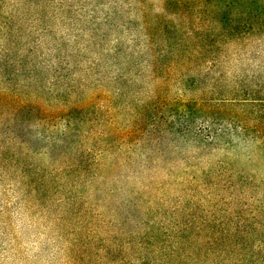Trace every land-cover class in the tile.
Listing matches in <instances>:
<instances>
[{
    "label": "rangeland",
    "instance_id": "1",
    "mask_svg": "<svg viewBox=\"0 0 264 264\" xmlns=\"http://www.w3.org/2000/svg\"><path fill=\"white\" fill-rule=\"evenodd\" d=\"M83 1V14L94 3L102 31H109L104 50L119 37L129 44L137 36L126 26L135 19L126 3L132 0ZM13 5L0 9L1 21ZM22 13L19 23L33 34L34 13ZM109 14L117 23L110 28L103 21ZM84 25L79 37L87 47L90 26ZM12 72L0 77L1 98ZM204 72L196 64L78 71L86 84L77 81V98L45 99L54 110L71 107L53 120L29 106L14 113L0 102V264H137L140 256L177 252L182 241L200 245L210 261L228 255L264 264V132L252 124L264 116V104L245 107L246 129L232 117L210 123L218 110L213 103L193 107L209 117L212 138L181 136L172 105L200 97L207 85L212 90ZM254 72L248 65L249 80ZM221 73L224 79L238 74L232 67ZM100 86L102 97L73 103Z\"/></svg>",
    "mask_w": 264,
    "mask_h": 264
},
{
    "label": "trees",
    "instance_id": "2",
    "mask_svg": "<svg viewBox=\"0 0 264 264\" xmlns=\"http://www.w3.org/2000/svg\"><path fill=\"white\" fill-rule=\"evenodd\" d=\"M10 3L14 5L9 12H3L5 21L0 17V34L4 42L0 53V77L11 69L13 72L7 95L0 97V102L14 113L29 106L49 120L57 115H67L71 109L69 104L54 110L50 105H44L45 99L55 94L56 97L67 94L69 100L66 101L71 102L77 98L82 85L77 84L83 79L77 75L78 71L94 72L105 65L127 68L147 65L156 70L202 65L205 69L203 78L206 83L213 84L212 90L207 85L200 97L186 101L179 99L172 105L175 123L180 127L175 125L176 130L185 137L212 138L213 131L207 126L209 117L196 113L197 107L213 103L218 110L210 123L232 117L246 129L251 121L245 115V107L264 104V0H161L158 6H155V0L127 1L135 19L126 26L137 36L131 35L129 44L122 37L117 38V46L108 51L104 50L103 42L110 34L108 30L102 31L94 3L85 15L83 0H18ZM10 3L0 0V9L9 7ZM22 9L34 13L33 34L28 26L19 23L26 16ZM103 21L108 28L117 24L110 14ZM84 23L90 26V45L87 47L79 37L86 28ZM33 35H37L35 40ZM87 55L91 59L85 63ZM248 65L255 69L251 80L246 75ZM225 67L235 68L238 74L233 79H224L221 70ZM119 76L120 80L127 78L122 73ZM159 76L155 71L154 79ZM105 80L101 78V86H105ZM81 83L86 84V80ZM101 86L91 87L86 102L79 98L73 103L79 106L93 102L99 95L102 97ZM249 90L254 95H246ZM24 94L28 98H24ZM226 110L234 113L225 115ZM263 117L254 118L252 124H257L255 128L264 132ZM181 243L177 252H166L156 259L140 256L135 263L243 264L242 260L228 255L210 261L201 255L202 249L197 243H186L187 246L183 241ZM226 251L224 246L221 252Z\"/></svg>",
    "mask_w": 264,
    "mask_h": 264
}]
</instances>
